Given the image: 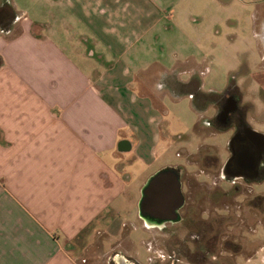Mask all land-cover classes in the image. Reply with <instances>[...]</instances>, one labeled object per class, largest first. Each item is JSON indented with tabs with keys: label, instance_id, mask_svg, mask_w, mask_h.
Wrapping results in <instances>:
<instances>
[{
	"label": "crops",
	"instance_id": "obj_1",
	"mask_svg": "<svg viewBox=\"0 0 264 264\" xmlns=\"http://www.w3.org/2000/svg\"><path fill=\"white\" fill-rule=\"evenodd\" d=\"M6 2L18 16L0 28V264H111L113 221L139 212L157 173L163 105L145 91L149 71L202 119L192 93L223 92L154 56H214L217 25L197 23L190 0ZM254 254L247 263L264 264V248Z\"/></svg>",
	"mask_w": 264,
	"mask_h": 264
},
{
	"label": "rangeland",
	"instance_id": "obj_2",
	"mask_svg": "<svg viewBox=\"0 0 264 264\" xmlns=\"http://www.w3.org/2000/svg\"><path fill=\"white\" fill-rule=\"evenodd\" d=\"M6 1L0 0V11H15ZM148 1L155 3V0ZM13 2L16 11L21 13L32 5L28 0ZM190 4L194 11L193 19L199 16L197 23L201 22L202 17L201 26L207 28L217 25L219 35H216L218 42L213 46L214 56H191L184 63L181 56H154V59L158 61L159 67L181 72L180 78L186 81L191 79L193 72L198 73L205 92L232 88L236 95L233 103L240 106L245 125L264 133V56L261 55L254 32L255 29L258 31L260 40L264 38V0H190ZM10 18L5 17L0 26H12L15 20ZM157 68L152 67L149 71V79L155 83L150 90H145L157 105H160V101L163 105L162 141L157 149L156 172L165 167H175L180 174L187 205L196 204L197 213H220L224 223L220 229L219 243L225 244V247L215 249L208 255L207 261L202 259V263L195 262L193 258L192 264H248L255 255L254 251L264 248V176L251 184L241 183L240 192L233 190L232 181L235 179H230L222 172L229 156L228 146L233 131L220 132L221 129L212 124L209 118L216 112L211 104L199 105L204 111H210L205 115L208 119H202L193 111L189 97L175 99L170 94L165 97L162 94L167 85L165 81L160 85L163 89L159 90L155 86L159 78ZM153 74L157 77L152 78L155 76ZM141 183L142 180H136L130 186L129 193H138ZM217 198L219 200L212 203ZM135 206L136 203L134 209ZM138 213L131 214L124 210L123 218L113 221L114 234L123 229L121 236L112 237L113 250L118 251L113 254L114 259L121 256L129 264H168L175 243L171 239L169 225L176 223L148 226L138 219ZM201 224L199 220H190L176 227L181 229L180 240L190 232L195 236ZM185 225L187 230H184ZM192 240L196 241L195 238ZM99 241L98 238V246ZM192 244L197 247L204 242L199 238ZM192 250L196 253L199 248L193 247ZM179 258L177 264H187L184 254Z\"/></svg>",
	"mask_w": 264,
	"mask_h": 264
},
{
	"label": "flooded vegetation",
	"instance_id": "obj_3",
	"mask_svg": "<svg viewBox=\"0 0 264 264\" xmlns=\"http://www.w3.org/2000/svg\"><path fill=\"white\" fill-rule=\"evenodd\" d=\"M192 95L197 106L200 104H211L215 109L216 113L213 114L210 119H212L211 122L216 128L221 129L220 132L233 131L231 139L235 137V140L233 141L231 148H228L229 156L222 167V172H226L230 179H235V181H232L233 190L235 192H240L241 183L251 184L252 182H256L258 178L264 176V151H261L263 145L262 140L253 136L249 132V128L245 125L240 106L236 102V105L233 103L236 96L234 90L229 88L219 94L214 93V95H207L203 92L196 91L193 92ZM209 124L211 125V123ZM236 179L242 181H237ZM215 186H217V184ZM217 200L219 199L217 198L216 201H212V203H216ZM195 205L196 204L188 206L184 199V204L178 209L176 215L172 216L173 221L170 222L176 224L169 225V228L171 230V239L174 240L175 243H173L172 250L170 251L173 255L169 256L167 261L168 264H177V262H180L179 256L182 257V254L185 255L187 264H192L193 258L195 259V262L202 263V259L207 261L208 255L215 249L225 247V244L219 243L220 233L222 232L220 229L224 225L222 222L223 218H220L221 214L211 212L197 213ZM190 220H199L202 222L201 226L198 228L199 232L195 236L192 232L187 233L184 236L185 238L180 240L179 234L181 229H176V227L182 226L183 223L189 222ZM209 220L217 222L212 223ZM215 226L219 228L216 229ZM184 230H187V225H185ZM193 238H195L196 241H199V238H201V241L204 242V244L196 247L195 244H192L196 242L195 240H192ZM193 247L199 248L198 252L195 253L192 250ZM111 264H129V262L123 260L121 256H116L115 259L113 257ZM207 264H214V262H209Z\"/></svg>",
	"mask_w": 264,
	"mask_h": 264
},
{
	"label": "water",
	"instance_id": "obj_4",
	"mask_svg": "<svg viewBox=\"0 0 264 264\" xmlns=\"http://www.w3.org/2000/svg\"><path fill=\"white\" fill-rule=\"evenodd\" d=\"M249 132L262 140L261 151H264V133L251 127ZM235 137H233L228 148ZM226 174V172H224ZM227 175V174H226ZM139 216L148 226H162L173 221L178 209L184 204L180 174L175 168H165L152 176L141 193Z\"/></svg>",
	"mask_w": 264,
	"mask_h": 264
},
{
	"label": "trees",
	"instance_id": "obj_5",
	"mask_svg": "<svg viewBox=\"0 0 264 264\" xmlns=\"http://www.w3.org/2000/svg\"><path fill=\"white\" fill-rule=\"evenodd\" d=\"M17 13L15 12V11H13V9L12 10H10V11H6V10H1L0 11V22H2L3 20H4V18L5 17H7V18H10V20H12V21H14V20H16V18H17ZM0 28H8V27H4V26H0ZM0 64H1V59H0ZM194 87H195V85H196V82L194 81Z\"/></svg>",
	"mask_w": 264,
	"mask_h": 264
}]
</instances>
